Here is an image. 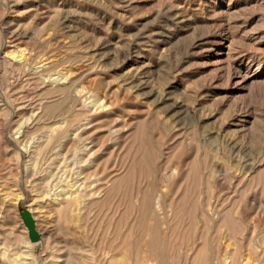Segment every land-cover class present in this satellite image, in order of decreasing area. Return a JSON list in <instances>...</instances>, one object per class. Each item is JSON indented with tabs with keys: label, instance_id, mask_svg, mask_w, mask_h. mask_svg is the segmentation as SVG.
<instances>
[{
	"label": "rangeland",
	"instance_id": "obj_1",
	"mask_svg": "<svg viewBox=\"0 0 264 264\" xmlns=\"http://www.w3.org/2000/svg\"><path fill=\"white\" fill-rule=\"evenodd\" d=\"M0 264H264V0H0Z\"/></svg>",
	"mask_w": 264,
	"mask_h": 264
},
{
	"label": "water",
	"instance_id": "obj_2",
	"mask_svg": "<svg viewBox=\"0 0 264 264\" xmlns=\"http://www.w3.org/2000/svg\"><path fill=\"white\" fill-rule=\"evenodd\" d=\"M22 218L25 222L26 227L29 230V238L32 243H36L40 240V235L38 234L36 230V224L33 216L30 212H23Z\"/></svg>",
	"mask_w": 264,
	"mask_h": 264
},
{
	"label": "bare ground",
	"instance_id": "obj_3",
	"mask_svg": "<svg viewBox=\"0 0 264 264\" xmlns=\"http://www.w3.org/2000/svg\"><path fill=\"white\" fill-rule=\"evenodd\" d=\"M20 61H21V60H20ZM59 200H60V199H59ZM37 232H38V231H37ZM38 234L40 235V239H41V234H40L39 232H38ZM39 241H40V240H39ZM39 241H38V242H39ZM38 242H36V243H38ZM34 244H35V243H34Z\"/></svg>",
	"mask_w": 264,
	"mask_h": 264
}]
</instances>
